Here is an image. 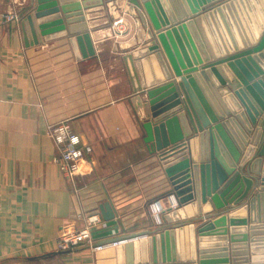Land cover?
<instances>
[{"label":"crops","instance_id":"crops-1","mask_svg":"<svg viewBox=\"0 0 264 264\" xmlns=\"http://www.w3.org/2000/svg\"><path fill=\"white\" fill-rule=\"evenodd\" d=\"M72 2L82 5L95 55L78 58L72 33L43 39L35 13L37 0H0V264H120L118 245L94 249L87 241L69 250L58 248L62 226L84 227L93 213L101 216L92 229L95 243L139 231H149V236L187 220L195 224L197 257L177 263L199 264L200 248L207 250L203 254L208 260L217 261L222 258L219 249L226 248L228 263L233 264L238 255L233 254L232 234L242 232L247 245L239 257L245 260L238 264H264V220H254L257 214L252 218L250 209L243 210L249 204L220 213L212 201L203 202L201 210L190 204V215L168 202L170 181L160 158L143 140L131 99L136 93L146 99L148 78L158 80L164 72L154 51L134 56L138 74L133 80L125 61L126 55L152 44V24L144 8L132 0ZM11 11L19 19L8 20ZM121 17L124 22L116 24ZM133 81L143 89L134 91ZM227 106L231 108L229 102ZM62 120L70 123L82 144L91 147L75 177L60 168L57 157L62 146L50 133V126ZM262 128L247 160L264 142ZM254 137V130L248 132V140ZM193 148L198 156L201 140ZM108 200L116 212L110 219L101 210ZM155 200L165 206L161 221L150 208ZM209 208L213 213H207ZM223 215L226 220L215 223L211 234L200 240L198 227ZM232 217L248 218V224L232 225ZM223 229L225 233L212 232ZM173 239L175 250L192 253L188 229Z\"/></svg>","mask_w":264,"mask_h":264},{"label":"water","instance_id":"water-1","mask_svg":"<svg viewBox=\"0 0 264 264\" xmlns=\"http://www.w3.org/2000/svg\"><path fill=\"white\" fill-rule=\"evenodd\" d=\"M72 1L37 0L35 13L42 37L51 39L72 33L70 41L78 58L95 55L82 5ZM132 1L148 15L153 40L148 48L125 56L128 69L134 73L132 80L138 74L134 56L148 51H154L164 72L158 80L148 78L143 90L146 99L140 93L131 99L143 140L160 158L170 181L166 195L170 199L174 194L182 214L191 205L201 210V204L209 201L217 213L249 204L243 210L250 209L252 218L257 214L254 220L263 221L264 142L256 156L247 159L264 125V0ZM158 81L161 84L155 86ZM133 89L143 88L133 81ZM253 130L251 142L248 132ZM198 140L201 148L197 156L193 144ZM101 210L106 219L116 213L110 200L101 205ZM207 211L213 213V208ZM189 214L192 215L190 211ZM226 218L223 215L199 226L200 240L211 234L208 231L215 223ZM231 223L247 225L248 218L232 217ZM187 229L192 253L172 247L174 236H183ZM194 229L193 222L182 220L149 236V231H139L109 241L127 239L117 246L120 264H197L177 263L197 257ZM212 232L225 233V229ZM246 238V233L232 234L233 254L238 255L233 257V264L245 260L239 257L246 252ZM225 249H219L222 258L216 261L208 260L203 254L207 250L200 248L199 264H230Z\"/></svg>","mask_w":264,"mask_h":264},{"label":"built area","instance_id":"built-area-1","mask_svg":"<svg viewBox=\"0 0 264 264\" xmlns=\"http://www.w3.org/2000/svg\"><path fill=\"white\" fill-rule=\"evenodd\" d=\"M8 20L19 19L17 12L11 11L6 15ZM123 17L115 21L116 24L122 22ZM50 133L61 144L62 150L57 157L60 168L69 176L75 177L82 172V161L85 158L86 152L91 150L89 145L82 144L80 136L74 132L69 122L62 120L50 126ZM170 205L177 206V200L174 194L170 195ZM150 208L157 221H161L160 215L165 206L159 201L151 202ZM101 222V216L98 213H93L88 217L87 224L84 227L77 228L73 225L62 226L58 237V248L60 250H69L79 246L84 242L93 244L94 249H102L107 245L115 246L127 239H119L104 243H95L92 229Z\"/></svg>","mask_w":264,"mask_h":264},{"label":"rangeland","instance_id":"rangeland-1","mask_svg":"<svg viewBox=\"0 0 264 264\" xmlns=\"http://www.w3.org/2000/svg\"><path fill=\"white\" fill-rule=\"evenodd\" d=\"M122 22H124V20L122 21ZM122 22H120V23H122ZM119 24V23H118ZM230 211V209L229 210H227V211H225V212H229Z\"/></svg>","mask_w":264,"mask_h":264}]
</instances>
